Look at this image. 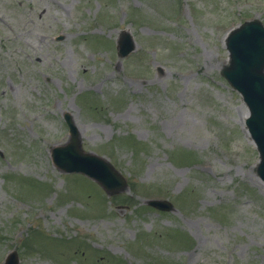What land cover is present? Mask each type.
<instances>
[{"label": "rangeland", "instance_id": "1", "mask_svg": "<svg viewBox=\"0 0 264 264\" xmlns=\"http://www.w3.org/2000/svg\"><path fill=\"white\" fill-rule=\"evenodd\" d=\"M251 18L264 0H0V264H264L259 154L220 74ZM66 114L127 189L53 164Z\"/></svg>", "mask_w": 264, "mask_h": 264}, {"label": "water", "instance_id": "2", "mask_svg": "<svg viewBox=\"0 0 264 264\" xmlns=\"http://www.w3.org/2000/svg\"><path fill=\"white\" fill-rule=\"evenodd\" d=\"M60 38V37H58ZM228 60L221 75L237 90L248 109L245 126L259 153L255 166L257 175L264 181V25L259 19H250L231 28L224 39ZM128 30H121L117 41L120 57L135 48ZM64 119L68 125L69 140L51 149L54 165L64 172H78L95 180L109 194L127 189L122 175L103 157L82 149L79 132L71 117ZM147 204L160 210H173L168 200L149 199ZM15 250L9 252L4 264H18Z\"/></svg>", "mask_w": 264, "mask_h": 264}, {"label": "bare ground", "instance_id": "3", "mask_svg": "<svg viewBox=\"0 0 264 264\" xmlns=\"http://www.w3.org/2000/svg\"><path fill=\"white\" fill-rule=\"evenodd\" d=\"M245 116H247V111L245 112Z\"/></svg>", "mask_w": 264, "mask_h": 264}]
</instances>
